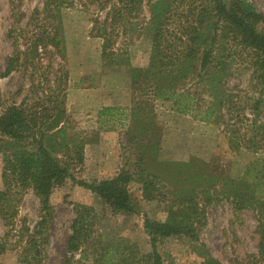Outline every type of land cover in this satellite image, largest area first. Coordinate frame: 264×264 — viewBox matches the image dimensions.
<instances>
[{"label":"rangeland","instance_id":"obj_1","mask_svg":"<svg viewBox=\"0 0 264 264\" xmlns=\"http://www.w3.org/2000/svg\"><path fill=\"white\" fill-rule=\"evenodd\" d=\"M49 1L0 0L2 71L6 70L8 59L16 54L15 40L19 45H25L26 34L36 32L35 24L42 19L41 13ZM116 1L68 0L61 17L59 30L62 43L59 52L52 46L47 52L41 51L42 60L36 64L39 68L37 77L40 81L49 80L48 89L66 90L67 135L56 139L55 147L49 145L52 153L69 165L78 180L88 183L112 178L122 170L130 171L135 176L131 195L137 212L116 213L81 187L56 189L51 198L55 214L49 230L50 245L45 263L94 264L103 255V264L116 263L130 245H137L142 254H148L151 245L144 222L149 218L161 222L193 223L199 234L198 242L184 236L161 240L159 252L164 264H207L208 255L218 264H264L256 214L252 210H244L235 215L227 199L232 192L230 189L235 186L233 182L246 179L252 184L258 175L263 180L264 149L259 153L244 148L235 152L228 140L232 127L228 128L224 123L205 124L195 115L178 113L171 102H154L141 95L143 87L133 86L131 69L147 68L150 62L149 0H144L141 11H124L122 18L114 20L112 13ZM169 1L172 34L168 36L172 37L182 29L186 20L185 11L193 2L199 5L200 1ZM248 1L264 15V0ZM103 33L107 36H102ZM106 41L110 43L107 58L103 55ZM230 61H235V71L234 76L228 79L229 89L232 93H241L245 101L247 95H254L251 86L253 77L251 71L239 66L238 61L248 59L236 56ZM31 74L32 67L29 65L20 67L9 77L0 76V94L4 105L19 104L28 96ZM65 75L67 80H64ZM85 77H93L96 87L81 92L76 86ZM37 98H44L43 91H39ZM205 98L208 99L206 95ZM144 101L153 103V109L150 108L154 110L153 121L162 131L155 137V143L161 140L160 150L147 155L146 163L140 165L137 161L140 156L136 153L141 146L138 130L143 126L133 111ZM107 104L128 111L125 133L120 132L115 140L107 134H117L111 124L112 120H117L116 116L107 129L90 126L93 114ZM3 107L0 106V110ZM245 115L249 120L253 118L248 111ZM118 116L122 120V114ZM248 123L246 119L243 126ZM133 136L137 141H131ZM4 140L13 147L12 151H18L10 143L11 140ZM26 145L25 149L29 150L36 147L31 142ZM2 170L0 157V189L3 188ZM148 182L154 188L146 190ZM262 188L264 193V186ZM194 197H197L195 201L203 210L204 219L199 217V222L193 216L189 218L180 214L188 209L187 204L180 206V200ZM206 197L211 199L207 207ZM74 204L94 210L91 219L94 227L89 242L80 251L70 253L69 241L76 218ZM10 205L18 212L17 230L22 221L34 228L41 219L40 199L32 190L14 195ZM7 230L0 218V237ZM19 257V250L9 251L0 255V264H22Z\"/></svg>","mask_w":264,"mask_h":264},{"label":"trees","instance_id":"obj_2","mask_svg":"<svg viewBox=\"0 0 264 264\" xmlns=\"http://www.w3.org/2000/svg\"><path fill=\"white\" fill-rule=\"evenodd\" d=\"M198 1L199 5L193 2L185 11L183 27L172 37L168 36L172 34L169 25L171 2L148 1L152 52L147 68L131 69L133 86L141 85V95L154 102H171L175 111L182 115H195L205 124H227L228 128H233L228 138L233 151L244 148L259 153L264 149V15L248 0ZM116 2L112 13L114 20L122 18L124 11H141L144 5V0ZM65 5H68V0L47 2L41 13L42 19L35 24L36 32L26 34L24 46L15 40V56L8 59L5 71L0 68V76L6 78L22 66L32 67L28 96L19 104L4 105L0 94V106H4L0 110V157L3 163L0 218L8 228L5 235L0 237V255L19 250V262L22 264H46L49 230L55 214L51 198L58 188L64 190L68 187L71 190L81 187L116 213L137 212L131 195L135 176L130 171L122 170L112 178L88 183L78 180L71 173L69 165L64 164L49 148V145L55 147L56 139L67 135L66 90L48 89L46 85L49 80L38 79L39 68L36 64L42 60L41 51L52 46L59 52L62 43L59 29ZM102 36L107 34L103 33ZM109 44L106 41L103 46L106 58L110 54ZM21 46L24 47L23 51ZM236 56L248 59L238 61V64L244 66V70L251 71L253 77L251 86L254 95H247L245 101L241 93L235 94L229 89L228 79L234 76L235 71V61L230 59ZM64 80H67V75ZM95 87L93 77H85L76 86L77 89ZM39 91H43V99H35ZM149 103L144 101L136 105L133 111L143 126L138 130L141 146L136 153L140 156L137 160L140 165L146 163L147 155L160 150L161 145V140L155 143L156 135L162 130L153 121L154 110L150 108L154 106L152 102ZM247 111L253 116L251 120L245 115ZM246 119L249 123L244 127ZM148 135H151V139H148ZM4 138L11 140L10 143L18 151H12L13 147ZM131 141H137V138L133 136ZM28 142L36 146L34 150L25 149ZM233 184L235 186L230 189L232 192L227 199L235 215L244 210H252L256 214L260 251L264 255V178L262 180L258 175L252 184L246 179ZM145 188L148 190L154 185L148 182ZM29 190L40 199L41 219L34 228L22 221L17 230L18 212L10 202L14 195ZM196 198L180 200V206L187 204L188 208L180 214L189 218L193 216L199 222L203 210ZM204 199L205 207L211 204L210 198ZM74 205L76 218L69 241L70 253L80 251L89 242L94 227L91 223L94 210L80 204ZM144 229L150 238L151 252L142 254L137 245H130L116 263L109 264H164L159 252L161 240L184 236L199 241L193 223L161 222L146 218ZM103 257L97 258L94 264H103ZM206 259L207 264H218L209 255Z\"/></svg>","mask_w":264,"mask_h":264},{"label":"crops","instance_id":"obj_3","mask_svg":"<svg viewBox=\"0 0 264 264\" xmlns=\"http://www.w3.org/2000/svg\"><path fill=\"white\" fill-rule=\"evenodd\" d=\"M89 89V88H87ZM87 89H84V90H87ZM81 92H84V90L81 88L79 89ZM91 91V90H90ZM96 91H92V93L96 94L95 93ZM117 107L113 106V105H110V104H107L105 105L102 109H99L96 113L93 114V116L91 117V121H90V126L92 127H98L99 129H107L108 125H109V122L111 121V119L116 116L117 117V120L116 121H111V124H113V126H115V131L117 132V134H113V135H110V133H108L107 135L111 138H114L117 139L118 138V135H120L119 133L120 132H124L125 133V130L126 129V118H127V110L125 108H122V109H115ZM121 115L122 114V120L121 118H119L118 115ZM87 124V123H86Z\"/></svg>","mask_w":264,"mask_h":264}]
</instances>
